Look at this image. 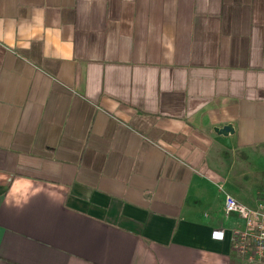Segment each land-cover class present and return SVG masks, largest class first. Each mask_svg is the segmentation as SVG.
Here are the masks:
<instances>
[{
    "label": "crops",
    "instance_id": "1",
    "mask_svg": "<svg viewBox=\"0 0 264 264\" xmlns=\"http://www.w3.org/2000/svg\"><path fill=\"white\" fill-rule=\"evenodd\" d=\"M262 189L264 0H0V264H259Z\"/></svg>",
    "mask_w": 264,
    "mask_h": 264
},
{
    "label": "built area",
    "instance_id": "2",
    "mask_svg": "<svg viewBox=\"0 0 264 264\" xmlns=\"http://www.w3.org/2000/svg\"><path fill=\"white\" fill-rule=\"evenodd\" d=\"M224 212L227 216L237 214L244 221L243 228L237 227L231 230L233 250L244 261L264 264V191L259 194L258 202L254 207L226 193ZM213 237L223 240L225 230H215Z\"/></svg>",
    "mask_w": 264,
    "mask_h": 264
},
{
    "label": "water",
    "instance_id": "3",
    "mask_svg": "<svg viewBox=\"0 0 264 264\" xmlns=\"http://www.w3.org/2000/svg\"><path fill=\"white\" fill-rule=\"evenodd\" d=\"M213 130L216 134L228 137L230 135H233L236 131V128L232 122L225 124L223 126L216 125L213 127Z\"/></svg>",
    "mask_w": 264,
    "mask_h": 264
},
{
    "label": "rangeland",
    "instance_id": "4",
    "mask_svg": "<svg viewBox=\"0 0 264 264\" xmlns=\"http://www.w3.org/2000/svg\"><path fill=\"white\" fill-rule=\"evenodd\" d=\"M262 191H264V189H262ZM262 191H261V192H262Z\"/></svg>",
    "mask_w": 264,
    "mask_h": 264
}]
</instances>
